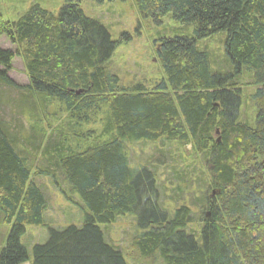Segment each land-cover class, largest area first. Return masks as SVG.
I'll return each instance as SVG.
<instances>
[{"label":"trees","instance_id":"1","mask_svg":"<svg viewBox=\"0 0 264 264\" xmlns=\"http://www.w3.org/2000/svg\"><path fill=\"white\" fill-rule=\"evenodd\" d=\"M132 1L141 17L157 24L171 13L196 26L193 36L158 40L163 77L152 89L125 88L109 71L106 62L121 40L84 13L82 0H65L58 14L34 4L16 21L0 13V37L17 46L33 97L61 103L54 115L68 114L75 140L85 138L78 135L83 124L106 108L109 136L82 149L80 139L71 146L64 127L51 124L60 138L46 149L47 168L34 165L37 155L23 153L26 148L0 119V212L11 225L0 264H128L100 227L125 214L135 216L141 229L131 239L141 257L160 256L166 264H264V0ZM218 32L227 34L233 71L213 73L209 53L199 48ZM15 57L0 48V85L13 89L22 88L8 76ZM243 67L257 87L254 126L240 120L243 85L234 80ZM49 114L44 107L43 116ZM159 139L190 144L209 156L211 191L198 236L188 231L196 220L192 209L182 205L171 217L161 207L156 174L130 164L127 143ZM36 175L61 179L60 192L79 205L85 221L63 230L49 227L48 241L34 247L30 262L22 238L27 225H45L48 207Z\"/></svg>","mask_w":264,"mask_h":264},{"label":"rangeland","instance_id":"2","mask_svg":"<svg viewBox=\"0 0 264 264\" xmlns=\"http://www.w3.org/2000/svg\"><path fill=\"white\" fill-rule=\"evenodd\" d=\"M34 4H40L45 9L58 14L65 0H0V13L4 19L16 21ZM81 8L88 17L103 24L113 40H121L111 58L106 62V67L119 76L121 85L125 88L139 84L149 89L154 88L163 77L156 54L158 40L162 37L177 35L193 36L196 27L195 24H184L174 19L171 13L163 19L161 24L155 23L150 18L145 19L140 16L132 0L102 2L82 0ZM226 39V32H218L199 42V48L210 55L213 73L233 71V65L226 54ZM0 48L16 53L12 69L8 70V76L22 87L13 89L7 85H0V119L7 123L11 134L26 148L23 153L33 157L37 155L34 165L47 168L51 166L46 149L50 146L49 144L57 143L60 138V133L58 131L54 133L55 128L52 129L51 124L53 127H64V133L68 135L67 142L71 146L80 139L77 143L82 149L108 139L109 136L105 132L106 108H103L101 110L103 112L92 122L83 124L78 135L80 137L84 135L85 138L75 140L72 121L68 114L54 115L59 111L61 103L58 101L48 103L49 100L43 97L35 99L27 88L30 82L29 76L22 58L17 54V46L9 38L2 36ZM0 69L4 67L0 65ZM234 81L243 85L240 120L254 126L257 107L252 95L257 91V87L251 84L253 73L243 67L242 74ZM44 107L50 113L47 116H43ZM88 131H95V135L85 136ZM37 145L41 146L37 151L38 154L34 149ZM126 150L132 167L147 165L156 174L161 207L171 217L175 209L182 205L192 209L196 220L188 226V231L198 236L201 228L200 219L205 213L206 199L211 191L209 188L211 175L207 167L209 156L206 153H195L190 144L165 139H159L156 142L149 140L129 142ZM55 172L59 173L58 170ZM33 179L45 192L48 207L45 211V225H27L26 233L22 238V243L28 249L30 262L34 258V247L48 241L49 227L63 230L70 225L83 226L85 221V214L79 205L69 201L65 194L60 192V186L65 188L61 179H56L57 182L55 178L43 175L33 176ZM100 227L105 241L121 250L128 264H166L160 256L141 257L131 247V239L141 233L135 216L120 215L113 224ZM10 230L11 225L3 220V214L0 212V252Z\"/></svg>","mask_w":264,"mask_h":264}]
</instances>
